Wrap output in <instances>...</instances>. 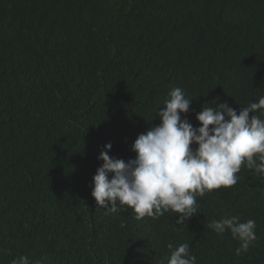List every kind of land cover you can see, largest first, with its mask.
I'll return each instance as SVG.
<instances>
[{"label":"trees","instance_id":"obj_1","mask_svg":"<svg viewBox=\"0 0 264 264\" xmlns=\"http://www.w3.org/2000/svg\"><path fill=\"white\" fill-rule=\"evenodd\" d=\"M177 87L194 127L202 106L264 97V0H0V264H168L170 242L196 264H264V175L244 166L184 226L91 195L103 146L135 158ZM230 216L256 222L247 253L207 227Z\"/></svg>","mask_w":264,"mask_h":264},{"label":"clouds","instance_id":"obj_2","mask_svg":"<svg viewBox=\"0 0 264 264\" xmlns=\"http://www.w3.org/2000/svg\"><path fill=\"white\" fill-rule=\"evenodd\" d=\"M168 95L165 107L156 113L160 124L134 141L135 158L118 159L109 155L111 142L103 146L98 156L103 164L92 178L91 195L111 214L124 206L136 213V219H158L171 211L177 213L176 225L184 226L199 213L197 197L235 185L242 166L264 175V119L253 114L264 109V97L243 106L239 113L227 102L202 106L196 113L200 124L194 127L186 115L182 118L192 98L178 87ZM193 143L197 146L192 147ZM207 227L217 233L229 231L239 241L236 255L247 253L257 238L254 219L242 222L239 216H230L212 220ZM190 247L187 242L175 247L168 243V264H196ZM11 264H30V260L21 255Z\"/></svg>","mask_w":264,"mask_h":264}]
</instances>
